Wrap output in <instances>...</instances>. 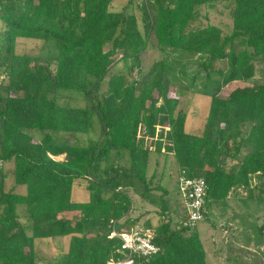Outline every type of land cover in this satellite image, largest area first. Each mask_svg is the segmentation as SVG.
Segmentation results:
<instances>
[{"label": "trees", "instance_id": "trees-1", "mask_svg": "<svg viewBox=\"0 0 264 264\" xmlns=\"http://www.w3.org/2000/svg\"><path fill=\"white\" fill-rule=\"evenodd\" d=\"M222 1L233 3L231 34L198 28L199 8ZM139 9L141 18L116 0H0V90L7 92L0 101V264H107L122 256V242L109 235L139 223L129 217L128 191L137 181L144 200L153 203L152 190L162 191L159 224L140 225L161 248L148 264H206L197 228H173L170 190L152 187L153 157L172 155L180 171L206 180L205 210L238 189L264 204V0H143ZM19 39L56 42L58 57L18 54ZM177 51L207 56V80L219 78L214 91H203L210 102L196 133L186 129L188 100L167 81ZM69 91L83 93L87 106L61 105L74 98ZM94 118L97 141L88 137ZM158 127L170 129L165 143L153 142ZM113 154L127 155L128 170ZM62 155V162L51 158ZM75 186L87 201L73 199ZM58 239L68 240L58 260L38 257L37 241Z\"/></svg>", "mask_w": 264, "mask_h": 264}, {"label": "rangeland", "instance_id": "rangeland-1", "mask_svg": "<svg viewBox=\"0 0 264 264\" xmlns=\"http://www.w3.org/2000/svg\"><path fill=\"white\" fill-rule=\"evenodd\" d=\"M140 3L143 0H116V8H120L125 4L129 5L130 10L133 9L137 16L141 18V11L139 9ZM232 1H222L216 4L215 8L200 7L199 14L200 17L195 25L199 28L206 27L209 25L218 26L222 29L224 36L231 34L233 30L232 21ZM5 43L4 35L0 29V63L4 62L6 57V51L2 49V44ZM16 50L18 54L30 53L38 57L41 61H46L47 59L55 60L58 57V45L56 42H44L38 40H26L19 39L17 42ZM182 55V56H181ZM157 57V56H156ZM169 70L167 75V81L178 91V96L182 97L183 100H188L187 105L184 107L185 111H188L187 125L186 129L189 133H196L203 129L204 127V116L208 111L210 97L203 94V91L210 90L214 91L219 84V78L214 77L211 80H207L206 74L203 72L202 63L206 61L207 56L196 55L195 57L189 54L182 53V51H177V53L169 55ZM148 62V61H147ZM221 67L225 66V61L219 62ZM218 68L216 67L215 70ZM2 69L0 70V73ZM208 81V83H207ZM221 81V80H220ZM206 85V87H205ZM106 87H104V92ZM74 98L66 99V97L61 98L59 103L67 104L73 108H85L87 103L83 101L84 94L76 91H69ZM7 92L5 90H0V101L1 98H5ZM2 104V102H0ZM98 121L96 118L93 119V127L91 133L89 134L91 139L97 141L100 134L98 131ZM1 131V125H0ZM85 144L88 143L86 136L79 137ZM112 162L122 169L128 170L129 159L127 155L113 154ZM158 163H153L150 173L155 171L157 175L156 183L152 187H157L158 185L164 186L166 189L170 190V194L166 196V201L171 210L177 212L173 215L176 219H184V213L182 210V198L178 193V178L174 181V174L177 170V164L168 158L157 161ZM173 162V163H172ZM105 169V168H104ZM103 169V170H104ZM164 171V176L161 177V173ZM180 173V170H179ZM179 175V174H178ZM162 180H161V179ZM13 179H10L7 183L8 187L13 186ZM135 190L129 189L128 195L132 202L131 211L129 217L133 220L139 219V223L136 226L141 227L146 222L151 225L157 226L160 222V207L158 203L161 204L160 197L162 191L157 189L152 190V198L154 202L144 200L140 193L144 192L145 186L140 182H135ZM120 190V188H119ZM139 192V193H138ZM243 197H246L242 195ZM89 197L88 192L80 186H75L73 191V199L75 201L87 200ZM246 205L239 204L238 211L240 215H237V219L244 220V216L249 214L252 215L253 224L248 231L237 233L232 231L228 225V219L215 220L212 225L211 222L214 217L211 215L209 220H206L198 225L197 232L200 237L204 240L205 251L207 254L206 264H264V204L249 202L246 199ZM211 206V205H210ZM19 214L22 217V223L27 229L30 228V221L25 209H19ZM244 213V214H243ZM223 214V211H221ZM230 216V215H229ZM228 216V217H229ZM257 216V219L254 217ZM172 217V216H171ZM172 217V219H173ZM73 221L78 218L71 215L69 217ZM173 220V228L180 227V221ZM227 220V221H225ZM122 221L121 223H123ZM179 224V225H178ZM131 224H126L124 229L136 228V226H130ZM36 250L39 258L43 259H55L58 260L61 254L67 251L68 240L58 239L53 240H43L36 242ZM242 251V252H241ZM39 264H44L41 262Z\"/></svg>", "mask_w": 264, "mask_h": 264}, {"label": "built area", "instance_id": "built-area-1", "mask_svg": "<svg viewBox=\"0 0 264 264\" xmlns=\"http://www.w3.org/2000/svg\"><path fill=\"white\" fill-rule=\"evenodd\" d=\"M161 130L164 137L161 138ZM170 131L169 127H158L153 142L166 141V135ZM155 152L154 145L151 147ZM0 161V169L3 167ZM178 193L182 198V208L185 219L180 221V226L189 227L194 230L205 221V198L207 193V183L203 177L191 178L186 170H181L178 175ZM153 231L138 227L129 231H118L113 229L109 235L110 239H119L122 242L120 254L122 256L110 259L107 264H136L137 260H142L148 264L153 257L161 252V248L153 242Z\"/></svg>", "mask_w": 264, "mask_h": 264}, {"label": "crops", "instance_id": "crops-1", "mask_svg": "<svg viewBox=\"0 0 264 264\" xmlns=\"http://www.w3.org/2000/svg\"><path fill=\"white\" fill-rule=\"evenodd\" d=\"M51 158L53 160H55V161H60V162L65 160V156L64 155L57 156V157L51 156ZM169 158H170V160H172L176 164L174 156L171 155ZM161 159H163V158H161ZM157 161H158L157 157H153V159H152V161L150 163L149 171H148V178H151L154 174H156L155 171H153V170H152L153 173H150V172H151L153 163L156 164V163H158ZM166 161H168V160H166ZM178 174H179V167L177 165V170H176L175 174L173 175L174 176V181H175L176 178H178ZM164 175L165 174H164V171H163V173H161V177L164 176ZM176 181H177V179H176ZM242 195H244L246 197H243ZM246 199H247L246 190L238 189V190H235V191L231 192L230 195L228 196V198H226L222 202H214V201L208 202V204L206 205V213L208 214V220L210 219L211 215L214 217V220L211 222L210 225H212V223L215 220H217V219L218 220L220 219L221 221L224 220V219H228V225L230 226L229 228L232 231H236L237 233L248 231L249 228H247V227H250L253 224V218H251L252 215L250 216L249 214H247L246 218L244 216V218H243L244 220H241V218L240 219L236 218L237 215H240L239 213H241L240 211H238L239 210L238 209L239 204H242L243 206L246 205L245 204V203H247ZM87 200H83V201H87ZM249 202H251V201H249ZM173 210H171L172 211V217H173V215H175L177 217V215H176L177 212H175ZM182 210H183V208H182ZM221 211H223V214H221ZM69 217H70V215L67 216V218H69ZM257 218H258L257 216L254 217V219H257ZM175 219L176 218L173 217V220H175ZM176 220L180 221V219H176ZM225 221H227V220H225ZM201 240H202L204 248H205L204 240L202 238H201Z\"/></svg>", "mask_w": 264, "mask_h": 264}]
</instances>
